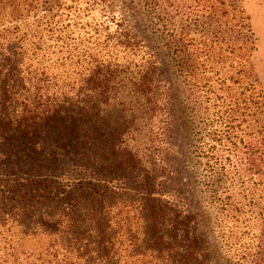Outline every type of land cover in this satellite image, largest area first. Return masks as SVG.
<instances>
[{
    "label": "rangeland",
    "instance_id": "obj_1",
    "mask_svg": "<svg viewBox=\"0 0 264 264\" xmlns=\"http://www.w3.org/2000/svg\"><path fill=\"white\" fill-rule=\"evenodd\" d=\"M12 2L19 6L0 7V59L17 57L19 82L6 87L14 124L71 101L98 67L119 72L109 90L120 94L106 106L88 91L93 109L80 136L63 134L56 117L0 139V264H77L75 251L69 262L61 254L52 260L53 239L38 216L65 195L101 193L116 236L111 264H160L164 253L158 261L149 250L157 244L190 246L177 253L184 264H201L202 245L213 252L210 264H264V163L249 149L264 138L241 115L258 94L226 93L237 86V63L225 43H212L217 0ZM243 7L255 38L249 61L264 89V0H243ZM223 21L232 25L231 16ZM190 24L201 34L192 32L176 52L164 28ZM206 37L213 49L201 54ZM234 102L239 113L230 110ZM216 162L238 175L221 180ZM146 191L165 214L162 243L150 240Z\"/></svg>",
    "mask_w": 264,
    "mask_h": 264
},
{
    "label": "trees",
    "instance_id": "obj_2",
    "mask_svg": "<svg viewBox=\"0 0 264 264\" xmlns=\"http://www.w3.org/2000/svg\"><path fill=\"white\" fill-rule=\"evenodd\" d=\"M12 1L13 0L0 1V7H3V3H5L4 6L9 5L13 8L19 6L18 4L15 5ZM153 1L159 4L161 0ZM167 2L173 7L176 0H167ZM217 2L222 13L221 16L215 20L218 30L214 35L212 43H225L227 45V50H230V53L235 55L234 58L237 63L235 67L236 78H232L234 84H237V86L236 88L226 87V93L236 89L237 92L242 91L241 94L243 95L245 91H252V93L258 94L256 101H252L250 105L241 110V115L247 113L251 121H254L253 128L256 130L257 135L264 138V89L262 83L259 82V79L254 74L248 57L254 50L255 40L250 22L251 18L243 7V0H217ZM225 16H231L232 25L230 27L223 21ZM192 32L201 34V30L193 31L191 24L188 25V27L182 28H178L175 25L171 29L164 28L163 34H165V39L169 42L168 45L175 48L176 52H180L181 47L193 41V38H191ZM203 34L207 36L208 32L203 31ZM131 39H133L132 36L130 37V45L134 43ZM194 47L197 53L199 47L195 44ZM212 49L213 46L209 45L208 38L206 37L204 39L203 48L201 49V54ZM11 50L12 49H10V51ZM15 59H17V57H11L9 55L7 58L0 59V85H2V89L0 90L2 96L0 99V139L10 133H25L24 131H29V129L34 130L36 129L35 127L40 126L49 119L53 118L54 121L56 117L62 120L61 124L66 128V132H63V134L67 135L70 133V135L73 136H80L82 133L78 130L82 124L86 123L88 114L93 109L91 107L88 91H95L97 94L96 97L99 99L98 103L105 102L106 106L109 105V99L116 101L120 94L118 92L113 93L112 90H109L111 85L114 84V79L118 77L119 72L109 67H98L95 73H90V75L82 80L83 85L76 92L75 97L71 101L66 102L70 104L64 102L45 110L41 115L29 117L27 123L20 121L14 124V122L9 119L10 113L7 106L9 102V92L8 90L6 91V87L9 88L11 85H16V82H19V79H16L17 69L14 67ZM150 64L149 69H157L155 66L156 62L152 61ZM201 67L206 70L205 64H201ZM198 68L199 65H196L195 69L198 70ZM146 79V76L142 77V81ZM143 84L144 82H142L141 85ZM116 85L117 84L114 86ZM209 91L212 92L210 89ZM134 93L137 94L136 91H134ZM220 98L222 97L220 96ZM253 98L256 97L253 96ZM116 105L117 104L113 107L115 108ZM234 105V107L231 105L230 110L239 113L237 103L234 102ZM28 112L32 111L28 110ZM249 149L253 153L259 155L260 160L264 163L263 141L260 143L256 142V145L249 147ZM257 159L256 157L254 158L252 165L258 168L257 173H261L259 171H262V169L258 167L259 163H256ZM215 164L220 171L218 174L221 180H227L229 177L228 175L232 176L230 177L232 179L238 175L237 169L230 163L216 162ZM143 194L146 195L145 198H143V202H145L144 211L148 213L146 216L143 213V217L146 219V227L148 233L151 235L150 240H153L154 243H162L167 232L166 230H157V228L166 221L165 214L158 209L157 205L153 204L155 201L152 197L154 192L146 191L143 192ZM107 209L106 197L102 193L89 197L86 195L82 198H75L72 194H68L65 195V198L57 199V206L54 207L53 211L46 210L44 213L40 212L41 214L38 218L40 217L42 221H39V223H41L46 234L53 239L52 244L55 249L53 253H51L52 260H57L60 254L65 259H63V261L71 260L73 258V252L75 251L77 264H111L113 261L112 257L116 251L113 243L116 236L108 230V224L105 218ZM176 230L177 229L174 231ZM149 250L151 253L150 256L158 261L160 260V254L162 252L164 253V257L161 259L163 261L160 264H184L183 260L177 258V253L187 254L191 252L192 249L187 245L163 249L157 244L156 246L151 245ZM201 251V264H210L214 261L213 252L210 251V248L202 245Z\"/></svg>",
    "mask_w": 264,
    "mask_h": 264
}]
</instances>
